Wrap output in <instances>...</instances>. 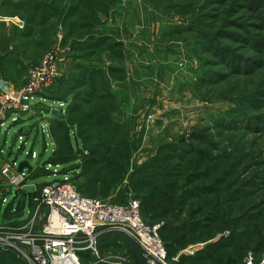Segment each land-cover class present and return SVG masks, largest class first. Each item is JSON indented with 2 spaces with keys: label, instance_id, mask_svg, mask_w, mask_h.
Here are the masks:
<instances>
[{
  "label": "rangeland",
  "instance_id": "rangeland-1",
  "mask_svg": "<svg viewBox=\"0 0 264 264\" xmlns=\"http://www.w3.org/2000/svg\"><path fill=\"white\" fill-rule=\"evenodd\" d=\"M40 1L41 6L55 9L49 24L52 44L61 33L57 27L60 24L62 42L70 51L77 46L75 50L90 61H101L110 43L91 47L93 37H86L88 27L103 29L98 33L116 31L125 17L129 28L124 79L116 72L115 80L109 84L100 77L97 82L96 76L93 88L87 77L60 78L44 93L50 94L47 98L67 102V119L75 117L70 110L76 106L100 117L101 112L107 118L105 125L96 120L79 121L77 126L70 122L66 132L56 131L63 171L71 173L81 194L121 204L130 197L141 198L143 192H137L132 183L148 167L145 175L153 171L165 173L166 181L177 182L185 195L195 194L186 200L180 219L191 203L202 205L200 216L211 217L203 203L211 202L216 189L220 207L235 220L237 232L247 229L250 220L264 223V0ZM106 18H111L108 24L104 23ZM139 37L143 41L140 47ZM110 50L121 63L119 47L113 45ZM109 90L115 97L103 99ZM38 121L27 116L18 124L6 122L0 128L3 156L17 164L27 161L33 170L39 161L48 163L55 148L48 134L43 137L35 131ZM27 129H32L29 135L24 134ZM70 131L73 148L60 138ZM17 135L26 143L21 152ZM106 142L110 155L105 158L110 160L88 166L91 157L86 150ZM124 142L131 155L128 167L120 171L116 163L122 162L113 150ZM199 152L205 160L199 172H187L200 158L196 155ZM33 154L35 158H28ZM54 160L61 162L59 155ZM109 162L124 177H109L98 183L92 180L95 170L105 173ZM155 162L163 165L164 173L150 170L149 165ZM37 175H45L36 181L39 184L53 180L44 171ZM145 175L143 178L148 177ZM216 181L219 184H214ZM12 199L13 196L7 198L0 217L10 208ZM20 202L18 197L13 211ZM25 210H30L28 201ZM154 216L150 212L143 218L151 225ZM245 222L248 224L243 228ZM261 236L264 237V228ZM195 246L202 249L204 244ZM251 255L254 261L264 258L260 249L252 250Z\"/></svg>",
  "mask_w": 264,
  "mask_h": 264
},
{
  "label": "built area",
  "instance_id": "built-area-1",
  "mask_svg": "<svg viewBox=\"0 0 264 264\" xmlns=\"http://www.w3.org/2000/svg\"><path fill=\"white\" fill-rule=\"evenodd\" d=\"M61 63L60 54L53 50L39 64L29 68L22 86H10L0 79V128L9 120L18 124L27 116L35 117L39 118L36 132L43 137L48 134L51 138L47 116L53 117V111L64 116L67 102L53 101L45 106L43 99L44 93L62 78ZM36 101L41 103L36 105ZM16 144L20 152L25 150L26 143L21 135H17ZM0 155L3 156L1 151ZM3 157L1 203L6 202V194H14L23 188L33 170L23 168L19 172L15 160ZM35 157V154L28 155V158ZM36 169L47 172L53 180L45 183L32 197V207L26 212L25 222H0V252L13 251L26 264H82L78 254L83 251L95 254L101 234L121 231L136 242L144 264H174L178 261L180 255L168 260L166 248L158 235L161 224L149 226L144 222L140 201L135 197H130L124 204L89 198L80 194L71 173H63V166L39 162ZM195 248V245L190 246L181 254L193 255L200 250ZM244 264H264V258L255 263L249 253Z\"/></svg>",
  "mask_w": 264,
  "mask_h": 264
},
{
  "label": "trees",
  "instance_id": "trees-1",
  "mask_svg": "<svg viewBox=\"0 0 264 264\" xmlns=\"http://www.w3.org/2000/svg\"><path fill=\"white\" fill-rule=\"evenodd\" d=\"M51 11L53 14L55 9H51ZM95 77L97 78V82L99 77V80L103 82L101 73L97 72L94 74H88L87 78H89V81L91 82L90 85L93 88V84L95 85L96 82ZM82 79L83 78H80V80ZM103 95V99H106L107 97V99H109L111 97V95L108 93ZM71 110V114H75V117L67 119V110V113L64 116H58L59 118L53 120L52 124H50V135L54 144L55 151L53 157L48 161V163L59 164L63 166V154L59 153L61 151L57 142L58 140L56 138V131L66 132V128L69 126V124L73 123V125L77 126V123L79 121L81 123H87L89 121L96 120L97 124L99 125L106 124L107 118L103 117L105 115L101 112H98L100 113V115H102L100 117L96 114H92L91 112L85 113L83 108L80 106H76ZM98 110L101 111V109ZM60 138L64 144H69L72 148L74 147L71 140V131L66 137L61 136ZM106 145L107 142L100 143L97 144V149L86 150L87 156L91 157L90 161L88 162V166H97L101 161L110 160V157L105 158L110 155V147L109 145ZM117 149H119L120 151H117ZM66 150L69 151L70 149H68L67 147ZM115 154L122 162L121 164L116 163L120 166L121 170H119L124 171L129 165L131 155L129 145L126 142L121 143L119 147L113 150V155L115 156ZM58 155L61 162H57L54 160V157ZM196 155L200 158H196L194 163H192L189 168L186 169L187 172L193 170L194 172L198 173L200 163L205 161L204 158L200 156V152ZM114 166L115 165L113 163L109 162L107 164V170L104 171L105 173H103V171L100 169H96L92 174V180H96V182L98 183L107 179L109 180V177L114 180L123 178L124 175L120 174L119 172L116 173L115 170L112 169V167ZM149 167L151 168V171H153L154 169L162 171L163 165H161L160 162H155L151 163ZM147 169L148 167H145V172H142L139 177L135 179V181L133 180L132 187L139 193L143 192L140 196L141 198L135 197L140 201V212L142 218L143 216L147 217L151 212L155 216L152 218L153 223L149 226L161 224L158 230V235L166 248L169 261H172L173 258L180 255L178 261L174 264H244V258L249 253H251L252 250L258 252V250L260 249L262 253H264V237L261 236L263 234L264 228L263 222L258 223L250 220L248 223H254L247 226L248 223L245 222L243 228H246L247 226V229H245L243 232H237L236 227L234 228L233 226L235 220L228 217L224 207H220V193L216 189L214 191L211 202L203 203V205H205V207L208 208L212 213L211 217L205 219L203 215L200 216L199 214L203 209L202 205L191 203L187 214H185L184 217L180 219V214L183 213L182 208L187 205L186 200H191L195 196V194L187 193V195H185V191H182L177 182L166 181L167 175L163 171L162 172L164 174L155 173L156 171H153V173L151 172L149 175H145L144 173H146ZM40 171L43 170H39V172ZM64 172L65 171H63V173ZM45 173L46 175L48 174L47 172ZM101 173H103V175ZM143 175L148 177L143 178ZM188 177L191 178L192 175L189 173ZM148 178L152 181H149ZM214 184H219V182L216 181ZM43 185L44 184H42V186ZM38 191L39 190L32 193L31 202L32 197H34ZM205 192L207 193L208 191L205 190ZM199 243H203L204 246L202 247V249L196 251L193 255L181 254L188 247L197 245ZM135 257L136 264H144L141 250ZM258 262L259 261H255V263ZM24 263L25 262L20 260L14 252L10 253L9 251H5L0 253V264Z\"/></svg>",
  "mask_w": 264,
  "mask_h": 264
},
{
  "label": "crops",
  "instance_id": "crops-1",
  "mask_svg": "<svg viewBox=\"0 0 264 264\" xmlns=\"http://www.w3.org/2000/svg\"><path fill=\"white\" fill-rule=\"evenodd\" d=\"M41 3L40 0L0 1V79L2 81L10 86H22L29 68L39 64L42 59L53 50H57L62 58L61 77L64 79L71 77L80 79L82 77H87L90 73L94 74L99 72L102 74L103 79L108 80L110 84L115 80L114 75L116 72L121 74V79L123 78V74L124 76L126 75V70L124 68L125 63L123 62L126 58V46L129 42L130 33L128 26L125 25V17L121 20L122 26L119 25V30L116 31L98 33L102 32L101 30L103 29L94 28L95 26L93 28L88 27V31L90 32L86 37H93V45L91 47L95 45L99 47L103 43H110L108 48L103 51L106 56H104L101 61H90L84 59V56L75 50L77 46L74 50L70 51V47L67 46L65 42H62L63 29L60 24H58L57 27L61 33L57 34V42H55L54 45L52 44V30L49 24L53 20V14L50 7L41 6ZM48 4L50 6V3ZM110 19L111 18H106L104 23L108 24ZM116 37H118V39H116ZM139 39L137 45L140 47L143 41H141V37H139ZM80 42L81 41L78 43ZM113 45L119 47V56L122 58L121 63H117L112 56L113 54L110 48L113 47ZM108 92L112 96L115 95L110 90ZM47 96H50V94L46 93V95H44L43 102L45 103L51 104L53 101H60L47 98ZM38 103L41 102L36 101V105ZM58 118V115L51 117L50 124H52L53 120ZM31 130L32 129H27L24 134L29 135ZM3 160L4 157L0 155V167ZM38 173L39 169L32 170L25 185L20 191L14 194H6V202H0V211L1 207L7 203L8 197L13 196V199L10 208L5 212L3 217H0V222L12 224L25 222L27 218V211L25 210L26 201L29 202V208H31L32 193L35 192L40 185L45 184L36 183L38 179L45 176L37 175ZM18 197H20L21 202L17 206V210L13 211V205ZM139 252L140 249L138 245L131 237L121 231H110L99 236L95 254L90 251H83L79 253L78 257L82 264H136L135 256H137Z\"/></svg>",
  "mask_w": 264,
  "mask_h": 264
},
{
  "label": "water",
  "instance_id": "water-1",
  "mask_svg": "<svg viewBox=\"0 0 264 264\" xmlns=\"http://www.w3.org/2000/svg\"><path fill=\"white\" fill-rule=\"evenodd\" d=\"M51 114H52L53 116H56V115H57V113H56L55 111L51 112ZM23 168H27L28 171L31 170V168H30V166H29V164H28L27 161H24V162L19 163L17 169H18L19 172H21V171L23 170Z\"/></svg>",
  "mask_w": 264,
  "mask_h": 264
}]
</instances>
